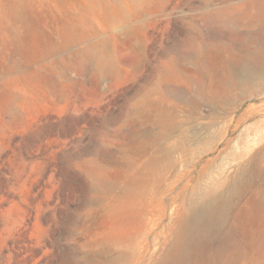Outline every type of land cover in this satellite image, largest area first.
I'll return each instance as SVG.
<instances>
[{"label":"rangeland","instance_id":"1","mask_svg":"<svg viewBox=\"0 0 264 264\" xmlns=\"http://www.w3.org/2000/svg\"><path fill=\"white\" fill-rule=\"evenodd\" d=\"M126 2L144 9L134 21L141 27L130 40L120 33L121 25L94 21L97 36L63 43L55 22L48 21L37 55L31 48L16 53L2 42L0 264H112L101 242L105 229L92 175L105 170L116 176L131 160L135 142L149 129L163 127L138 116L135 104L147 96L156 101L164 123L173 126L169 141L184 133L195 138L202 131L222 130L211 150L202 152L185 139L174 151L176 168L166 179L173 187L163 193L166 207L182 202L193 184L232 174L247 158L249 139L256 140L250 151L262 148L264 155V92L245 95L247 89L235 88L221 101H207L187 75L197 68L192 44L208 51V34L212 42L242 46L241 34L253 33L252 24L264 20V6L256 3L264 0ZM222 17L236 22V31L207 20ZM111 34L117 38H107L103 49L111 64L96 72V59L86 48ZM172 57L182 62L172 64ZM170 69L176 78L158 84ZM153 88L164 94H148ZM239 152L241 159H234ZM258 164L264 166V159ZM167 220L164 216L162 224Z\"/></svg>","mask_w":264,"mask_h":264},{"label":"bare ground","instance_id":"2","mask_svg":"<svg viewBox=\"0 0 264 264\" xmlns=\"http://www.w3.org/2000/svg\"><path fill=\"white\" fill-rule=\"evenodd\" d=\"M256 3L264 6V2ZM143 12V8H133L126 0H0V33L7 37H0V78L3 74L2 42L10 44L16 53L19 48L25 52H30L28 48H31L32 54L37 55L42 49L37 40L45 33L44 26L48 21L55 22L63 43H81L96 35L94 21L102 26L121 25L120 33L130 40L134 30L141 27L136 23L134 26V21ZM207 20L223 28L238 25L224 17ZM252 25L255 31L241 34L242 46L237 49L225 42L207 40L208 34L205 35L208 51L192 44V61L197 68L189 70L187 75L192 77L195 88L207 101H221L225 93L235 88L247 89L243 92L245 95L264 92V20ZM107 38L117 36L111 34L97 45L87 44L86 49L96 59V72L111 64L104 54ZM96 46L102 54L93 51ZM219 51H224L226 56H221ZM209 54L218 60L211 59ZM170 60L172 64L182 62L176 57ZM176 76V70L170 69L158 84ZM152 91L160 96L164 94L159 88L151 89L148 94ZM145 100L135 104L140 113L138 116L150 117L155 125L163 127L149 129L135 142L131 160L116 176L109 177L105 170H97L92 175L93 187L100 193V222L105 229L101 242L105 243L104 251L110 262L264 264V166L258 164L264 155L262 148L250 151L255 138L248 140L247 158L238 162L232 174L220 173L204 185L195 183L182 202L166 207L163 193L173 187V182H166V179L167 173L176 168L174 151L183 147L185 139L191 140L190 144L197 145L202 152L211 150L222 137V130L220 127L212 133L202 131L195 138L184 133L169 141L174 136L171 133L173 126L164 123L156 101L149 96ZM151 112H154L152 116ZM162 141L172 147H159ZM241 156L239 152L234 159H241ZM164 216L168 222L162 224ZM159 226L161 229L151 236Z\"/></svg>","mask_w":264,"mask_h":264}]
</instances>
